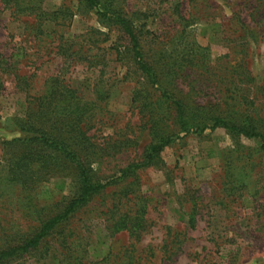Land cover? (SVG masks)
<instances>
[{
	"label": "rangeland",
	"instance_id": "obj_1",
	"mask_svg": "<svg viewBox=\"0 0 264 264\" xmlns=\"http://www.w3.org/2000/svg\"><path fill=\"white\" fill-rule=\"evenodd\" d=\"M162 1V4L156 1V5H152L160 10L146 21L147 46L144 50L167 90L187 100L190 109L202 106L203 112L210 116L239 122L243 115L255 119L263 115L264 101L260 93L264 90V37L254 43L248 36L240 38L241 34L233 28L234 14L253 28L248 2L183 0V14L197 13V20L181 33L175 18L167 12L168 2L177 0ZM127 2L129 8L135 6V10L145 7L144 1ZM60 3L61 0H46L45 4L57 7ZM63 3L76 14L71 20L70 37L84 34L89 27L98 28L92 14L78 12L75 2L64 0ZM27 36L25 26L12 19L8 12H3L0 4V52L8 57L16 48H24V57L16 67L19 75L32 78L30 94L34 95L42 90L49 76L60 72L62 59L56 55L55 44L48 43L36 52L32 38ZM110 37L114 42L116 35ZM108 46L110 42L100 47ZM189 49L198 53L206 72L189 69L173 72L191 53ZM106 55L114 58L113 52ZM238 65L253 81L243 86V92L239 90L232 100L233 97L227 98L232 87L229 72ZM5 70L3 72H12L9 68ZM106 72L99 82L97 72L83 65L64 75L88 101L94 99L92 91L96 87L108 90L102 117H98L89 135H93L98 144L127 145V148L113 159L104 161L101 175L112 174L118 166L138 160L150 141L145 124L148 115L133 100L136 91L150 93L153 103L159 101L157 104H161L159 112L163 117L160 129L175 133L178 138L162 152L158 165L138 172V193L147 200V229L137 241L127 233L109 238L104 229V217L94 218V211L86 217L80 214L73 220L70 227H78L87 243V263L96 264L110 252H128L140 258L137 264H264V154L259 151L260 142L233 138L222 129L181 134L174 119V108H168L163 98L159 100L161 92L153 93L133 69L122 63H110ZM5 78L4 90L0 93V225L18 231L35 225L32 222L35 215L30 214L32 207L28 201L18 199V191L8 187L3 179L1 143L20 137L15 119L22 118L25 95L15 88L11 75ZM249 102H253L252 107ZM120 186L107 189L94 201L91 210L110 206L112 194ZM67 190L66 181L53 178L41 185L31 198L38 209L39 205L60 200ZM192 199L198 212L193 228L189 229L187 214L192 208ZM167 229L184 237L180 253L171 262L162 260L160 249L167 239ZM225 240H231L232 244L215 248L213 241ZM14 264H56V261L48 263L36 255H29Z\"/></svg>",
	"mask_w": 264,
	"mask_h": 264
},
{
	"label": "trees",
	"instance_id": "obj_2",
	"mask_svg": "<svg viewBox=\"0 0 264 264\" xmlns=\"http://www.w3.org/2000/svg\"><path fill=\"white\" fill-rule=\"evenodd\" d=\"M63 1L57 7H48L46 0H0L1 10L25 26L27 38H32L36 52L39 47L55 44L56 55L62 59L60 72L49 76L42 90L32 95V78L19 75L16 67L24 57V48H16L8 57L0 52V93L4 90L5 77L11 75L15 88L25 95L22 118L15 119L20 137L1 143L4 152L1 170L7 186L18 191V199L28 201L32 207L30 214L35 215V221H32L35 225L26 230L17 231L0 225V264H14L29 255H36L39 260L48 263L55 260L56 264H88L87 243L78 227H70L80 214L86 217L94 211V218L104 217V229L109 238L127 233L137 241L147 229V200L138 193V172L158 165L162 152L174 143L178 135L160 129L163 117L159 112V101L151 102L153 97L150 93L134 92V103L148 115L145 124L150 141L138 160L118 166L112 174L101 175L104 161L113 159L127 145H101L94 142L93 135H89L105 108L108 90L96 87L92 91L94 99H84L64 77L78 65L97 72L99 82L107 75L110 63H122L133 69L153 93L161 92L159 100L163 98L168 108H174L179 133L202 134L206 130L222 129L233 138L258 140L259 151L264 154V110L258 119L243 115L239 122H235L210 116L203 112L202 106L190 109L187 100L167 90L155 65L147 60L144 50L147 46L146 21L157 15L160 9H154L152 5H156V1L162 4V0H131L145 2L144 8L136 10L135 6L129 8L128 0H69V3L77 4L78 12L92 14L98 25V28H87L84 34L77 37H70L69 33L71 20L76 14ZM245 1L248 2L253 28L244 23L238 14L232 16L233 28L241 34L240 38L248 36L257 43L258 38L261 40L264 37V0ZM168 3L167 12L175 18L181 33L195 24L197 13L183 14V0ZM111 34L116 35L114 42H111ZM107 42L110 46L100 47ZM189 51L191 53L178 63L173 72L181 73L186 69L206 72L198 53L193 49ZM107 52H113L114 58L106 55ZM6 68L12 72H3ZM229 74L232 87L227 98L233 97V100L239 90L243 92V86L253 80L241 65L232 67ZM260 94L264 101V90ZM249 103L252 107L253 102ZM53 178L68 183L66 195L50 205H39L37 209L31 198L33 193ZM129 179L131 181L128 182ZM115 186L120 187L112 194L110 206L91 210L94 201ZM191 202L192 208L187 214L189 229L193 228L198 212L195 200ZM166 238L160 248L162 260L171 262L180 253L184 237L167 229ZM226 243L231 245L232 241H213L215 248ZM139 260L128 252H110L96 264H137Z\"/></svg>",
	"mask_w": 264,
	"mask_h": 264
}]
</instances>
